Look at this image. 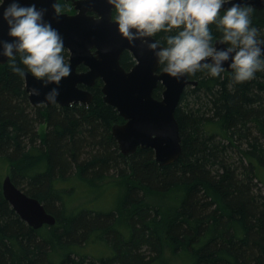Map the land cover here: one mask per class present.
Returning <instances> with one entry per match:
<instances>
[{"label":"trees","instance_id":"16d2710c","mask_svg":"<svg viewBox=\"0 0 264 264\" xmlns=\"http://www.w3.org/2000/svg\"><path fill=\"white\" fill-rule=\"evenodd\" d=\"M250 19L264 40V8ZM209 28L214 43L222 33ZM175 31L154 37L166 46ZM62 54L67 63L68 50ZM120 63L133 64L127 50ZM16 66L29 72L18 54ZM232 76L189 74L197 84L175 110L181 153L159 165L149 147L121 153L111 128L123 118L103 101L99 79L88 105H32L24 78L9 59L0 64V169L55 217L53 225L29 226L0 179V264H264V70L242 83ZM161 91L159 84L153 96ZM114 174L109 184L123 192L110 210L78 199L77 192L88 199L102 191ZM148 196H166L170 207L162 212ZM91 244L103 251L93 256L85 251Z\"/></svg>","mask_w":264,"mask_h":264},{"label":"water","instance_id":"95a60500","mask_svg":"<svg viewBox=\"0 0 264 264\" xmlns=\"http://www.w3.org/2000/svg\"><path fill=\"white\" fill-rule=\"evenodd\" d=\"M58 1L17 0L21 6L35 4L37 9H45L44 21L58 31L69 52L67 63H70L71 74L62 78L59 85L49 83L43 86L42 80L25 72V91L30 103L51 104L45 99V93L56 88L59 93L56 104L88 105L92 100V93L86 87L93 86L100 79L103 101L113 106L124 120L111 128L121 153L132 154L138 148L149 147L153 149L154 158L159 165L175 161L181 153V137L175 110L186 86L196 85L197 82L189 79L187 74L177 80L162 70L158 71L157 58L146 44L139 39L130 44L119 35L117 26L112 21L113 7L107 0H64L71 3L75 12L63 11L57 17L51 5ZM11 2L12 0H3L0 4V41L11 42L15 39L8 35L9 28L3 19V10ZM232 3L250 5L255 9L264 8V0H228L221 10L230 7ZM145 39L149 43L156 40L154 37ZM220 39H216L214 43ZM215 47L220 50L227 45L216 43ZM260 47L264 52V44ZM124 50L129 51L134 59L129 69L120 63ZM2 51L0 44V64L9 59ZM230 63L231 59L222 61L221 66L232 71L228 66ZM80 65L85 69L78 70ZM159 82L163 90L158 99L152 92ZM31 88L38 89L40 94L30 95ZM1 189L7 202L29 226L37 229L55 223L54 215L45 209L44 204L16 186L9 174L3 177Z\"/></svg>","mask_w":264,"mask_h":264},{"label":"clouds","instance_id":"9594fccd","mask_svg":"<svg viewBox=\"0 0 264 264\" xmlns=\"http://www.w3.org/2000/svg\"><path fill=\"white\" fill-rule=\"evenodd\" d=\"M228 0H107L114 8L112 21L119 35L130 44L139 39L153 51L162 72L179 80L185 74L206 71L213 77L224 71L222 61L231 59L228 65L233 70L232 79L242 83L254 78L257 71L264 70V55L258 40V29L251 26L253 8L232 3L224 9ZM3 0H0V4ZM57 17L64 11L59 2L51 5ZM45 9L35 4L21 6L12 0L3 10L11 42L0 41L2 54L9 58L12 71L26 79L22 68L16 66V55L33 77L59 85L62 78L71 74L70 63L65 62V45L58 31L45 22ZM215 24L222 33L216 43L227 45L218 50L213 43L209 25ZM175 34L165 37L166 46L160 41L149 43L145 38L154 37L163 31ZM231 54V55H230ZM210 58V60H209ZM30 95H39L36 88L29 89ZM56 88L45 93V99L56 103Z\"/></svg>","mask_w":264,"mask_h":264},{"label":"rangeland","instance_id":"374dc122","mask_svg":"<svg viewBox=\"0 0 264 264\" xmlns=\"http://www.w3.org/2000/svg\"><path fill=\"white\" fill-rule=\"evenodd\" d=\"M45 130H46V124L45 123L38 125V132L39 133L43 134L45 132ZM2 168H3V166H2ZM0 172L2 174L0 177V179L2 181L3 177L9 173H7V171L5 169H3V171H2V169H0ZM116 176L117 175L114 174V175H112V177H109L108 179L104 180L103 184L106 182V187H104V189L102 191L99 189L97 192L90 194L88 199H86L87 194L83 195L84 193H82L81 191L77 192L76 195L82 194V196H77V197H79L78 199H80V201H82V202L84 200L85 201L86 200L91 201L90 202L91 204H93V205L95 204L96 206H99L98 208L101 210H110L113 203L116 202V199H117L116 196L119 194H122V192H123V189H121V187L119 189L116 185H110L109 184V183L115 182L114 178H117ZM114 197H116V198L114 199ZM147 202L153 206L161 207L162 212H164L167 208L170 207V205H169L170 200L166 196H164V197L148 196ZM85 251L92 254L93 256H96V255H99L101 253L100 251H103V248L101 246H99L98 244H91V245L86 247Z\"/></svg>","mask_w":264,"mask_h":264},{"label":"flooded vegetation","instance_id":"af4514ba","mask_svg":"<svg viewBox=\"0 0 264 264\" xmlns=\"http://www.w3.org/2000/svg\"><path fill=\"white\" fill-rule=\"evenodd\" d=\"M58 2H59V1H58ZM66 2H67L68 4H70V6L72 7V5H71L70 2H68V1H66ZM247 6H250V5H247ZM250 7H251V6H250ZM70 9H71V11H70ZM64 11H65V12H68V13H74V12H75V10L73 9V7H72V8H69V9H67V10H64ZM114 12H115V11H114V8H113V10H112V17L114 16ZM154 38H155V37H154ZM155 39H156V38H155ZM217 39H218V38H217ZM156 40H157V39H156ZM128 52H129V51H128ZM129 53H130V52H129ZM130 54H131V53H130ZM131 56H132V55H131ZM68 57H69V56H68ZM132 58H133V57H132ZM133 63H134V59H133ZM132 65H133V64H132ZM132 65H131V66H132ZM81 66H82V65L78 66V70H84V69H85L84 66H82V67H84L83 69H80ZM131 66H130V67H131ZM130 67H129V68H130ZM129 68H128V69H129ZM161 69H162V67H161L160 64H159L158 71H160ZM224 70H227V69L224 67ZM228 71H229V70H228ZM187 77H188L189 79H191V78L189 77V74H187ZM97 80H98V79H97ZM97 80H96V81H97ZM99 80H100V79H99ZM191 80H194V79H191ZM24 81H25V79H24ZM100 81H101V80H100ZM194 81H196V80H194ZM196 82H197V81H196ZM159 84H160V82L158 83V85H159ZM158 85H157V86H158ZM160 85H161V84H160ZM80 86L85 87V86H83V85H80ZM157 86H156V87H157ZM161 86H162V85H161ZM188 86H195V85H188ZM156 87H155V88H156ZM186 87H187V86H186ZM86 88L88 89L89 87H86ZM155 88H154V89H155ZM154 89H153V91H154ZM162 90H163V86H162ZM161 92H162V91H161ZM152 94H153V92H152ZM160 98H161V96H160ZM158 99H159V98H158ZM123 122H124V120H123Z\"/></svg>","mask_w":264,"mask_h":264},{"label":"bare ground","instance_id":"6f19581e","mask_svg":"<svg viewBox=\"0 0 264 264\" xmlns=\"http://www.w3.org/2000/svg\"><path fill=\"white\" fill-rule=\"evenodd\" d=\"M96 198V197H95ZM95 203V202H94Z\"/></svg>","mask_w":264,"mask_h":264}]
</instances>
